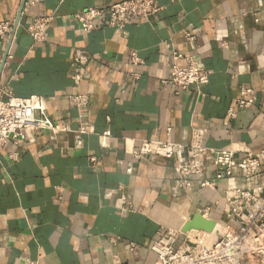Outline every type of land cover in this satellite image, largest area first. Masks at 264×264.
Returning <instances> with one entry per match:
<instances>
[{
	"label": "crops",
	"instance_id": "obj_1",
	"mask_svg": "<svg viewBox=\"0 0 264 264\" xmlns=\"http://www.w3.org/2000/svg\"><path fill=\"white\" fill-rule=\"evenodd\" d=\"M121 1L0 0V22L15 23L11 39L0 41V99L40 97L54 123L76 130L69 96L87 95L93 126L85 136L31 134L0 150V264H155L151 248L162 227L178 229L207 205L224 221L226 193L243 182L181 190L171 160L135 156L142 142L187 144L204 131L212 150L264 149V0H157V16L123 31L99 22L83 32L75 20ZM38 17L53 18L43 43L30 36ZM79 52L88 57L81 67ZM174 52L199 61L210 83L181 94L164 84ZM242 85L257 92V103L230 120Z\"/></svg>",
	"mask_w": 264,
	"mask_h": 264
},
{
	"label": "built area",
	"instance_id": "obj_2",
	"mask_svg": "<svg viewBox=\"0 0 264 264\" xmlns=\"http://www.w3.org/2000/svg\"><path fill=\"white\" fill-rule=\"evenodd\" d=\"M161 10L157 0H124L105 8H88L74 17L83 32L94 31L99 22L123 31L135 20H152ZM52 19L38 17L33 20L30 36L35 43L46 41ZM14 31V22H0V41L8 42ZM185 38L189 42L196 40L190 33H186ZM7 59H12V56L8 55ZM180 61H185L186 65L180 66ZM87 63L88 57L84 53L76 54V66ZM132 63L139 65L142 60L134 54ZM169 66V77L164 84L174 86L177 94L199 90L210 83L212 73L192 57L174 52ZM73 80L80 85L83 76L76 73ZM3 95L0 99V150L9 143L15 146L26 143L31 134L39 132L50 136L57 133L85 136L93 132V126L86 121L91 106V98L87 95L69 96L79 114L76 130L54 123L40 97L19 98L11 92H3ZM257 100L258 94L252 87L240 86L239 97L230 108L228 118L236 120L240 114L250 111ZM204 135V131L198 132L187 144L145 140L135 152L137 158L157 156L171 160L178 177V187L194 194L216 192L223 182L228 185L237 179L243 182L226 193L224 221L215 220L214 207L207 205L184 218L178 229L162 227L151 248L156 256L155 264H264V149L252 150L245 145H237L231 149L212 150L205 145ZM209 153L212 157L207 160ZM90 162L94 168L98 165V158L92 156ZM211 173L213 178H208ZM175 208L178 210L180 206L175 205ZM195 214L214 221L213 231L191 230L183 233L184 226ZM108 241L115 244L117 239ZM27 264L41 263L27 260Z\"/></svg>",
	"mask_w": 264,
	"mask_h": 264
},
{
	"label": "water",
	"instance_id": "obj_3",
	"mask_svg": "<svg viewBox=\"0 0 264 264\" xmlns=\"http://www.w3.org/2000/svg\"><path fill=\"white\" fill-rule=\"evenodd\" d=\"M215 227L214 221H207L198 214L192 215L189 222L184 226L183 233H188L191 230H203L212 232Z\"/></svg>",
	"mask_w": 264,
	"mask_h": 264
},
{
	"label": "bare ground",
	"instance_id": "obj_4",
	"mask_svg": "<svg viewBox=\"0 0 264 264\" xmlns=\"http://www.w3.org/2000/svg\"><path fill=\"white\" fill-rule=\"evenodd\" d=\"M181 210H184V209H181Z\"/></svg>",
	"mask_w": 264,
	"mask_h": 264
}]
</instances>
